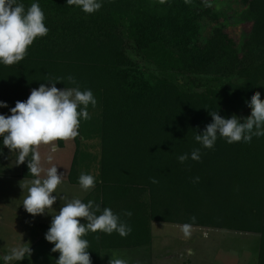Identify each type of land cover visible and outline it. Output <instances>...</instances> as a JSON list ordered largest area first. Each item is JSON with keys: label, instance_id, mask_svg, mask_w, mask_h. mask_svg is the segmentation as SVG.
<instances>
[{"label": "trees", "instance_id": "1", "mask_svg": "<svg viewBox=\"0 0 264 264\" xmlns=\"http://www.w3.org/2000/svg\"><path fill=\"white\" fill-rule=\"evenodd\" d=\"M38 2L49 32L21 62L0 64V101L8 105L0 114L11 115L47 79L63 78L56 85L62 90L73 86L71 75L93 91L97 105L81 120L68 182L80 187L82 172L94 175L82 201L111 208L132 231L87 233L92 264L110 250H148L158 223L261 234L264 264V137L231 144L218 138L211 149L194 139L212 123L209 112L242 119L246 101L264 91V0H243L252 30L239 42L201 0H104L94 14L66 0ZM195 148L200 161H178ZM19 168L34 178L27 160ZM39 227L45 233L29 263L56 264L60 253L45 240L49 226Z\"/></svg>", "mask_w": 264, "mask_h": 264}, {"label": "clouds", "instance_id": "2", "mask_svg": "<svg viewBox=\"0 0 264 264\" xmlns=\"http://www.w3.org/2000/svg\"><path fill=\"white\" fill-rule=\"evenodd\" d=\"M104 0H66V4L80 8L86 14H94L103 7ZM49 29L45 24V13L38 0H33L26 7L22 0H0V64L13 65L21 62L38 37H44ZM67 80L72 87L57 88V83L63 78L47 79L48 84H40L33 88L26 101H17L10 109L11 115L0 114V138L3 147L16 153L17 164L27 160L29 174L34 177L26 186L22 206L27 213L37 216L45 211L53 210L60 194L57 188L63 182V173L58 167L52 166L44 171L41 167V145H51L47 160L51 162L57 151L56 141H67L79 135L81 120L91 119L89 106L95 108L97 99L91 89H81L75 77L69 75ZM251 113L246 118H222L218 111L209 112L212 123L203 132H196L195 141L203 148L211 149L218 138L227 143L243 141L250 143L253 137H264V100L261 93L255 92L246 101ZM6 102L0 101V108H7ZM29 156L31 157L29 159ZM191 158L201 160V149L195 148L191 153H183L177 157L180 163ZM199 177L195 178V182ZM96 177L89 173H81L78 179L80 188L88 191L95 187ZM152 183H158L152 179ZM23 189V188H22ZM56 193V195H53ZM60 211L52 215V222L45 234V240L54 245L52 252H59L56 264H92L89 241L84 239L87 233L102 232L108 235L118 233L126 237L132 231L130 225L122 221L120 215L109 207L89 200L87 203L80 198H69L65 195ZM54 211V210H53ZM124 215L131 217L133 213L126 211ZM195 223L196 217L193 216ZM81 220L84 222L82 223ZM184 237L190 238L192 224L176 225ZM207 234L205 233V236ZM30 247H15L0 259L3 264L21 262L26 256H31ZM109 264H128L124 258L110 256Z\"/></svg>", "mask_w": 264, "mask_h": 264}, {"label": "rangeland", "instance_id": "3", "mask_svg": "<svg viewBox=\"0 0 264 264\" xmlns=\"http://www.w3.org/2000/svg\"><path fill=\"white\" fill-rule=\"evenodd\" d=\"M201 1H205L208 5L212 6L213 9L223 15L221 21L230 24L227 32L234 41H242L246 35L251 33L252 24L246 19L244 20L243 17L247 7L243 0ZM260 93L261 99L264 100V91ZM250 113L251 109L249 107L243 118L249 116ZM243 118L241 120H243ZM67 142L68 146L59 149L51 162L47 160L48 152L44 151L45 149H42L41 153L40 163L44 170L41 178H44L47 169L52 166L58 167V172L64 174L63 182L57 188V193L60 194V197L57 198V202L53 205V210L56 211V213H58L63 206V195L69 198H77V196H80V199L87 195L80 187L72 186L68 182L73 165L75 141L71 139L67 140ZM87 146V150L90 151L91 145L88 143ZM0 149L2 155H4L5 151L10 152L7 150V147H3L2 141H0ZM80 163L84 166L83 161ZM17 185L18 186H14L13 181L8 182L7 180L0 179V257L8 254L12 248L21 246L29 247L33 237L39 234V231H34V229H32L35 222L34 220L36 219L38 222L39 220L45 219L43 218L44 215L33 216L26 212L22 203L24 196L27 194L26 186L28 183L20 181ZM53 195H56V193H53ZM20 207H22V210ZM176 225L177 224L173 225L166 223L154 224L151 248L148 250H128V252L112 251L107 255L104 254L101 264H109V259L112 255L126 259L128 264L259 263L261 234L192 227L191 237L186 239ZM205 233L207 234L206 236ZM36 254V251L33 250L31 256H26L20 264H35L34 262H29L35 260ZM14 263L16 262H13V264ZM0 264H3L2 259H0Z\"/></svg>", "mask_w": 264, "mask_h": 264}, {"label": "crops", "instance_id": "4", "mask_svg": "<svg viewBox=\"0 0 264 264\" xmlns=\"http://www.w3.org/2000/svg\"><path fill=\"white\" fill-rule=\"evenodd\" d=\"M30 93V92H29ZM29 95V94H28ZM73 141H75V138L73 139ZM55 145H56V148H57V151L59 149H63L65 148L66 146H68V142L67 141H64V147L63 148H59V144L58 142H54ZM74 147H75V143H74ZM51 148V145H41L39 147V151H40V155L42 153V149H45L44 151H47L49 153V150ZM9 150V149H7ZM10 151V150H9ZM56 151V152H57ZM55 152V153H56ZM75 153V150L73 151V155ZM2 158H4L2 160ZM2 160V161H1ZM0 179L1 180H7L8 182H11L13 181V184L14 186H18V182L22 181L24 183H29L33 178H25V177H22L21 174V170L19 168V165L17 164V158H16V153L15 152H8V154H4L0 157ZM66 186V185H65ZM13 187V186H12ZM87 192V191H86ZM80 196H77V198H79ZM21 210H22V207H20ZM55 212L56 211H53V210H50V211H45V213L43 214L45 219L43 220H39L37 222V220L35 219L34 221V226L32 227V229H34V231H39V234L36 235L35 237H33V239L31 240V243H30V248L36 244L38 241H40V239L42 238V236L44 235L45 233V230H43L42 228H40L39 226L40 225H47L50 227L51 225V222H52V215H55ZM47 216V217H46ZM39 227V228H38ZM31 229V230H32ZM48 248H53L52 244L48 245ZM110 252H112V250H110ZM109 252V253H110ZM107 253V254H109ZM106 254V253H105ZM106 254V255H107Z\"/></svg>", "mask_w": 264, "mask_h": 264}]
</instances>
